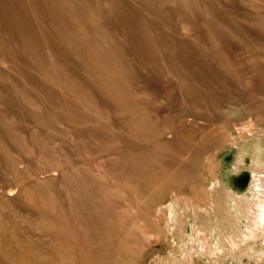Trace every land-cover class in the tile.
<instances>
[{
  "label": "rangeland",
  "instance_id": "rangeland-1",
  "mask_svg": "<svg viewBox=\"0 0 264 264\" xmlns=\"http://www.w3.org/2000/svg\"><path fill=\"white\" fill-rule=\"evenodd\" d=\"M221 197L264 203V0H0V264H264Z\"/></svg>",
  "mask_w": 264,
  "mask_h": 264
},
{
  "label": "bare ground",
  "instance_id": "bare-ground-1",
  "mask_svg": "<svg viewBox=\"0 0 264 264\" xmlns=\"http://www.w3.org/2000/svg\"><path fill=\"white\" fill-rule=\"evenodd\" d=\"M255 187H257V186H255ZM230 199H231V196L230 195H227ZM254 197H256V195H254ZM219 200V199H218ZM242 203H245V202H239L238 203V205H237V209H236V207H234V206H231L230 207V205H229V203L227 202V201H225V203H224V205H227V207L226 206H222V197L220 198V200H219V206H220V208H222L223 209V211L224 212H226V214L225 215H227L228 216V219H226V221H225V223H227V225L229 226V228H228V231H227V233H226V235L225 234H223V233H221V231L219 232V236H220V238H222V239H224L225 241L227 240V242L228 241H230V243H228V244H230V248H232V246L234 245L233 243V240H232V238L233 237H235V238H240V239H245L246 237H247V235L249 234V224H251L250 223V220H251V214L250 213H248V210H247V208H249V207H251V206H249V207H246L247 205H251L252 204V206H254V205H258V210H256L257 211V217H256V223L258 224L259 223V226H257V229H258V227H260V224L262 223L263 224V222H264V203L263 204H261L260 206H259V204H258V201L256 200L255 201V203L256 204H254L253 205V203H254V200H252V201H247L246 202V204H242ZM237 204V203H236ZM226 207V208H225ZM219 209V208H218ZM217 209V210H218ZM252 211L253 209L251 208V209H249V211ZM250 211V212H251ZM253 214V213H252ZM224 215V216H225ZM251 215V216H250ZM224 218V217H223ZM222 218V219H223ZM227 218V217H226ZM230 218H231V221H230ZM241 219H245V221H246V225H245V228L241 231V232H239L240 231V229H242L239 225H238V223H240L241 222ZM225 220V219H224ZM220 221V220H219ZM215 222H216V220H215ZM223 222V221H222ZM216 223H218V221L216 222ZM210 225V224H209ZM217 225V224H216ZM223 225H224V223L223 224H219V229H221L222 227H223ZM256 226V224H255V222L253 223V226H252V224H251V226L252 227H255ZM218 226V225H217ZM216 226V227H217ZM263 226V225H262ZM225 227V226H224ZM211 226H207L206 228H203V232L205 233V236H209V231L211 230ZM260 229V228H259ZM218 230V229H217ZM223 230V229H222ZM212 231V230H211ZM209 232V233H208ZM226 232V231H225ZM237 234H239V235H237ZM250 236V235H249ZM214 237V236H213ZM249 237H247V239H248ZM220 244H221V241H219V240H215V244H212V242L211 241H209V251L211 252H213V251H218V253H219V251H221V249H222V246H220ZM228 246V245H227ZM245 249V248H244ZM231 250V249H230Z\"/></svg>",
  "mask_w": 264,
  "mask_h": 264
}]
</instances>
